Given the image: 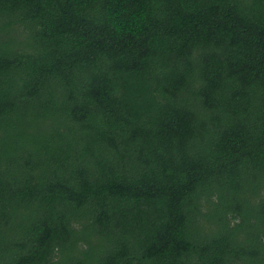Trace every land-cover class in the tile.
<instances>
[{"label":"trees","instance_id":"1","mask_svg":"<svg viewBox=\"0 0 264 264\" xmlns=\"http://www.w3.org/2000/svg\"><path fill=\"white\" fill-rule=\"evenodd\" d=\"M0 264H264V0H0Z\"/></svg>","mask_w":264,"mask_h":264}]
</instances>
